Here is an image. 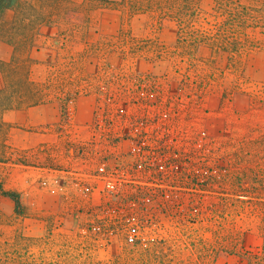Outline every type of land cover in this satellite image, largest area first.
Instances as JSON below:
<instances>
[{"label":"rangeland","instance_id":"374dc122","mask_svg":"<svg viewBox=\"0 0 264 264\" xmlns=\"http://www.w3.org/2000/svg\"><path fill=\"white\" fill-rule=\"evenodd\" d=\"M0 71L4 104L39 105L22 130L0 107L22 201L0 190V264H241L263 244L264 0H19Z\"/></svg>","mask_w":264,"mask_h":264},{"label":"trees","instance_id":"16d2710c","mask_svg":"<svg viewBox=\"0 0 264 264\" xmlns=\"http://www.w3.org/2000/svg\"><path fill=\"white\" fill-rule=\"evenodd\" d=\"M19 3V0H0V9L6 10L11 9ZM1 72V71H0ZM8 74H10L8 72ZM3 93V91H0ZM8 96V95H7ZM10 98V96H8ZM8 97H5L8 99ZM11 101H8L7 104H4L3 99L0 100L1 111L12 108ZM0 190L3 195L9 197L15 203V210L18 211L22 207L21 195L16 191H9L0 186ZM240 261L241 264H264V242L260 246H247L244 245L240 251Z\"/></svg>","mask_w":264,"mask_h":264},{"label":"crops","instance_id":"0c3cea01","mask_svg":"<svg viewBox=\"0 0 264 264\" xmlns=\"http://www.w3.org/2000/svg\"><path fill=\"white\" fill-rule=\"evenodd\" d=\"M14 50V47L12 48ZM21 105H14L12 108L6 109L3 111L2 119L3 121H10L15 122L18 121L17 124L19 125L18 130H22V126H29L31 122L33 121V118H31L33 109H36L39 107V105H27L20 107ZM24 115V116H23ZM11 128L14 129L12 126ZM20 146V144H18Z\"/></svg>","mask_w":264,"mask_h":264},{"label":"built area","instance_id":"2783aa9c","mask_svg":"<svg viewBox=\"0 0 264 264\" xmlns=\"http://www.w3.org/2000/svg\"><path fill=\"white\" fill-rule=\"evenodd\" d=\"M153 95L154 94H151V96H153ZM108 185H109V187H113L114 186L111 182H109Z\"/></svg>","mask_w":264,"mask_h":264}]
</instances>
